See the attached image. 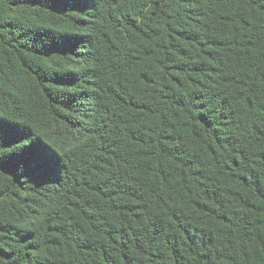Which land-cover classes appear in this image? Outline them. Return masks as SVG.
Segmentation results:
<instances>
[{
    "label": "trees",
    "instance_id": "16d2710c",
    "mask_svg": "<svg viewBox=\"0 0 264 264\" xmlns=\"http://www.w3.org/2000/svg\"><path fill=\"white\" fill-rule=\"evenodd\" d=\"M0 264H264V0H0Z\"/></svg>",
    "mask_w": 264,
    "mask_h": 264
}]
</instances>
